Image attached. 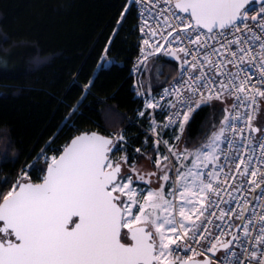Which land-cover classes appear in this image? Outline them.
Segmentation results:
<instances>
[{
  "label": "snow or ice",
  "instance_id": "obj_1",
  "mask_svg": "<svg viewBox=\"0 0 264 264\" xmlns=\"http://www.w3.org/2000/svg\"><path fill=\"white\" fill-rule=\"evenodd\" d=\"M150 2L138 11L139 63L161 55L181 66L159 100L151 89L136 92L157 171L133 167L134 178L113 162L111 153L127 151L123 134L82 133L59 156L42 150V181L22 173L0 198V264H264V127L252 123L264 101V0ZM160 3L168 7L156 11ZM205 107L209 132L189 148L186 129ZM157 111L167 113L162 125ZM169 132L176 144L163 138Z\"/></svg>",
  "mask_w": 264,
  "mask_h": 264
},
{
  "label": "trees",
  "instance_id": "obj_2",
  "mask_svg": "<svg viewBox=\"0 0 264 264\" xmlns=\"http://www.w3.org/2000/svg\"><path fill=\"white\" fill-rule=\"evenodd\" d=\"M139 52L131 2L0 0V182L7 180L0 184L1 193L25 169L29 180H41L39 169L46 164L39 158L36 168L29 166L42 150L58 155L82 132L114 140L123 134L128 162L152 152L154 139L142 128L148 126L147 114L138 115L145 96L136 94L143 91L145 64L136 77L132 74ZM155 60L160 68L154 94L176 77L179 67L170 57ZM89 81L92 86L85 91ZM211 113L205 107L195 115L186 129L187 147L204 142Z\"/></svg>",
  "mask_w": 264,
  "mask_h": 264
},
{
  "label": "rangeland",
  "instance_id": "obj_3",
  "mask_svg": "<svg viewBox=\"0 0 264 264\" xmlns=\"http://www.w3.org/2000/svg\"><path fill=\"white\" fill-rule=\"evenodd\" d=\"M149 59H152V65H151V67H149L150 64H147V67H146L147 72L145 71V74L143 75V77L141 76V81L143 83V91L145 94H147L149 89H151L152 87H154L156 85L158 73H159V68H160L159 63H157V61L155 60V57H151ZM138 72H140V70H138L136 72V76L138 75ZM151 90H153V89H151ZM152 96H153V91H152ZM215 103L218 104L221 109L224 107V105H220L218 101ZM147 111L151 112V110H147ZM222 117H223V112L220 111L219 115H217V117H215V119L217 118V124L219 123V120L222 119ZM146 124L148 126H150V121H149L148 115H147ZM164 139L169 140V142L172 144H176V142L172 139V137L169 139L168 138H164ZM182 140H183V137H182ZM160 148H161V151L163 153H165V154L167 153V149L163 145L160 146ZM124 155H126L125 152L114 151L112 154H110V157L113 160V162H120L122 164V170L124 172H127L129 175H132L134 178H135V173L132 172V170H131L133 167L136 168L137 170H139L141 173L157 171L155 164L152 162V160L149 159V156H152L153 159L155 158V155L153 152H150L149 154L146 153L139 160H135V161H131V162H128L129 161L128 160L126 164L123 163V161L121 160L122 156H124ZM22 173H26V169H25V172L23 170V172H21V174L18 175V177L15 179V181H13V184L16 183V181L22 175ZM152 181L153 182H152L151 187L156 188L159 186L160 182L157 181L156 177H152ZM137 184H139L141 187H145V188L148 187V185L141 184V182L138 180H137ZM4 190L2 191V193L0 192V198H2V194H6V191H4Z\"/></svg>",
  "mask_w": 264,
  "mask_h": 264
},
{
  "label": "built area",
  "instance_id": "obj_4",
  "mask_svg": "<svg viewBox=\"0 0 264 264\" xmlns=\"http://www.w3.org/2000/svg\"><path fill=\"white\" fill-rule=\"evenodd\" d=\"M125 1H127V2H131V3L134 4V6H135V12H136V25L138 26V24L140 23V20L138 19V11H139L140 9H150V8H152V3L150 2V0H144V3H143V4H139V5H138V4L134 3V0H125ZM167 7H168L167 4L160 3V4H156V8H155V10L158 11V10L161 9V8H167ZM252 8H259V5L253 3V4H252ZM181 15H183V14H181ZM137 28H138V27H137ZM140 36H141V34H140V32H139V47H140V44H141ZM230 38H231V37H230ZM161 43H163V41H161ZM141 59H142V57H141V53L139 52L138 56L136 57V59H135V61H134L133 67H132V74H133L134 77H136V72L139 70V67L142 65V64L139 63V61H140ZM137 65H139V66L137 67ZM180 72H181V66H179V70H178V73H177L176 77H175L173 80H171L169 83L162 85V86L159 88V90L155 93L154 97H155L156 99L159 100V99H160V95L163 93L164 88H168V87H170V85L173 84V83L175 82V80L179 78V74H180ZM185 78H186V77H185ZM161 103L163 104V103H165V101H164V100H161ZM230 103H232L231 100H229L228 104H230ZM153 115L155 116V119H156V121H157V124H158V125H162L163 122L165 121V117H166L167 113H165L164 115H161V114H159V112L157 111V112L154 113ZM252 123H253L254 126H257V127H264V101H262L261 104H260V110L257 111V112H255V119L252 121ZM142 128H143V130H144L147 134H149L151 137H153V138L155 139V137H154V136L152 135V133L149 131V126H143ZM257 135H259V133H258ZM161 146H162V144H161ZM222 147H224V145H222ZM253 147H254V148H258V145L254 144ZM44 154H45L46 156H48V157H51V156L54 155V154H49V153H47V152H45V151H44ZM55 156H57V155H55ZM39 158H40L41 161L44 162L42 156H39ZM16 178H17V177H16ZM16 178H14L13 180H11V181L9 182V184L7 185V187H6L5 190H4V191H6V193H7V191H9V190L11 189V187H12V185H13V181H15ZM173 179H174V175H173ZM233 195L239 196V198H240L241 200H243V199L245 198L244 195H241L240 193H233ZM246 195H247V198L250 200L252 194H251V193H246ZM226 198H227V197H226ZM232 206H235V205H232ZM249 208H250V210H251L252 205H249ZM256 211L258 212V211H259V208H257ZM250 214H251V212L246 213V215H250ZM217 223H219V221H217ZM235 223H240V221H235ZM234 231H237V232H238L239 229H234ZM197 247H198V246H197ZM236 251H239V249H236ZM188 254L191 255L190 252H189ZM182 255H183V253H182ZM225 264H227V262H225Z\"/></svg>",
  "mask_w": 264,
  "mask_h": 264
},
{
  "label": "water",
  "instance_id": "obj_5",
  "mask_svg": "<svg viewBox=\"0 0 264 264\" xmlns=\"http://www.w3.org/2000/svg\"><path fill=\"white\" fill-rule=\"evenodd\" d=\"M92 132H94V131H91V132H82V133H92ZM82 133H80V134H82ZM96 133H97V132H96ZM80 134H77V135H80ZM98 134H100V133H98ZM77 135H75V136H77ZM100 135H102V134H100ZM75 136H74V137H75ZM103 136H104V135H103ZM74 137H72V138H74ZM105 137H107V136H105ZM72 138H71V139H72ZM71 139L68 141L67 144L70 143ZM67 144H66V145H67ZM66 145H65V146H66ZM62 150H63V149H62ZM61 152H62V151H61ZM61 152H60V153H61ZM60 153H59L57 156H59ZM46 167H47V166H46ZM45 172H46V168H45ZM45 172H44V174H45ZM44 174H43V175H44ZM42 178H43V177H42ZM30 181H31V180H30ZM41 181H42V179L39 180V181H37V182H33V181H31V182H32V183H40Z\"/></svg>",
  "mask_w": 264,
  "mask_h": 264
},
{
  "label": "crops",
  "instance_id": "obj_6",
  "mask_svg": "<svg viewBox=\"0 0 264 264\" xmlns=\"http://www.w3.org/2000/svg\"><path fill=\"white\" fill-rule=\"evenodd\" d=\"M147 64H150L149 65V67H151V65H152V59H149L148 61H147V63L144 65V67H143V71L144 70H146V67H147ZM179 66H180V63H179ZM178 70H179V67H178ZM150 71V70H149ZM148 71V72H149ZM143 74H144V72H143ZM155 94L153 93V96H154ZM229 102V100L227 101V103ZM144 109V108H143ZM152 111V110H151ZM150 136V135H149ZM153 138V137H152ZM154 139V138H153ZM155 140V139H154Z\"/></svg>",
  "mask_w": 264,
  "mask_h": 264
},
{
  "label": "bare ground",
  "instance_id": "obj_7",
  "mask_svg": "<svg viewBox=\"0 0 264 264\" xmlns=\"http://www.w3.org/2000/svg\"><path fill=\"white\" fill-rule=\"evenodd\" d=\"M64 148V147H63Z\"/></svg>",
  "mask_w": 264,
  "mask_h": 264
},
{
  "label": "flooded vegetation",
  "instance_id": "obj_8",
  "mask_svg": "<svg viewBox=\"0 0 264 264\" xmlns=\"http://www.w3.org/2000/svg\"><path fill=\"white\" fill-rule=\"evenodd\" d=\"M34 182V181H33Z\"/></svg>",
  "mask_w": 264,
  "mask_h": 264
}]
</instances>
